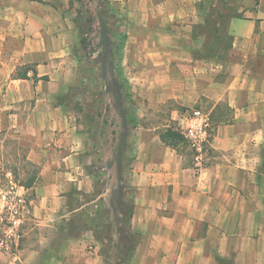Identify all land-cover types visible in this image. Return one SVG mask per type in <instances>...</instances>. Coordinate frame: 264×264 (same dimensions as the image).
<instances>
[{
    "label": "crops",
    "instance_id": "0c3cea01",
    "mask_svg": "<svg viewBox=\"0 0 264 264\" xmlns=\"http://www.w3.org/2000/svg\"><path fill=\"white\" fill-rule=\"evenodd\" d=\"M234 5L240 15L225 23L231 45L213 53L206 36L190 30L206 23L205 0H130L133 23L146 26L152 17L172 26L133 31L130 50L144 53L150 38L158 40L147 55L160 56L155 63L178 75L159 99L182 106L172 110L174 126L181 111L205 103L212 136L197 165L159 132L137 128L125 195L133 206L127 233L138 242L128 264H264V0ZM37 7L9 0L0 14V136L18 138L36 167L23 175L22 182L36 176L24 186L21 246L16 255L1 253L0 264H103L104 243L91 228L70 233L79 228L76 216L87 221L106 197L89 195L97 182L86 168L95 166L77 118L59 99L70 82L62 16L48 2L42 15ZM25 71L27 78L17 75ZM3 157L0 139L1 167Z\"/></svg>",
    "mask_w": 264,
    "mask_h": 264
},
{
    "label": "rangeland",
    "instance_id": "374dc122",
    "mask_svg": "<svg viewBox=\"0 0 264 264\" xmlns=\"http://www.w3.org/2000/svg\"><path fill=\"white\" fill-rule=\"evenodd\" d=\"M38 6L34 8L36 14L42 15L41 7L43 3H50L54 8V12L62 16L60 28L65 30V42L69 47V52L63 56L64 63L70 65L69 77L70 82L63 90L65 96L63 107L70 110L77 118L80 125V133L84 137L86 144V158L92 161L94 168L88 167L86 170L96 178V187L89 195H96L99 192L103 193L106 200H102L103 206L110 211L106 216L107 224L115 226V237L112 241H105L100 246L103 254V264H120L123 258H127L124 242L119 239L115 229L125 230L124 218L125 214L119 213L118 204L120 202V184L119 175L124 174L125 169L119 170V156L121 142V132L123 131L119 103L116 96L119 92L118 79L116 74V56L118 55L116 32L125 34V39L122 47V66L123 74L129 81V87L138 114V128H151L156 132H160L169 125H174L172 119V110L179 106L173 99L166 101H159L160 97L165 95V85L174 83L175 77L178 76L172 69H164L157 65L158 55H147V50L156 47L158 40L150 38L148 46L144 53L132 52L130 35L132 32H140L143 30L152 29L157 30L166 28L172 29V26L167 23L161 24L155 19H146L147 25L143 26L139 23H133L130 19V0H109L110 7L105 4L104 0H33ZM214 5L212 8L210 5ZM222 0H205V5L209 9L210 22H206L201 27L192 25L191 32L202 34L206 36L207 52H213L214 45L210 44L215 39L214 30L218 28L217 20L219 17L214 14L220 10ZM9 0H0V14L8 9ZM226 7L229 8L227 4ZM218 8V9H217ZM223 9L224 12L236 10ZM136 9V8H135ZM107 22L108 29L105 28L101 22ZM76 16L81 17L80 22L77 23ZM215 24V26H214ZM81 26V30L80 27ZM180 24L174 26V30L179 28ZM83 30V31H82ZM85 35L87 41L82 43L81 36ZM221 40L215 45L226 46L229 42L228 34L225 32L221 35ZM209 44V45H208ZM103 53H107L104 55ZM78 56H85V60L80 62ZM59 59V58H58ZM152 62L148 65L146 61ZM86 66L97 69L101 74L106 68V74L101 75L100 79H94L89 74ZM160 66V67H158ZM20 73V72H19ZM168 80V82H167ZM162 81V83H161ZM163 84V86H160ZM74 89V91H70ZM170 89V88H169ZM208 109L205 103L193 105ZM1 142L4 144V162L2 167L5 170L13 172L15 179L20 183L23 180L24 174H32L36 169L32 164L26 160V149L24 146L18 144V138L14 135L3 134L0 136ZM130 154H135V149H130ZM132 164H130L131 169ZM132 192H130L131 194ZM27 198L28 194L26 193ZM103 196V195H102ZM88 198V197H86ZM84 197V201H86ZM90 198V197H89ZM103 198V197H102ZM127 203V201H126ZM131 204V202H130ZM89 205H87L88 207ZM28 212L26 213L27 216ZM82 215L76 216L74 222L78 230H73L71 234H78L82 229L86 228ZM25 225V223H24ZM24 225L22 230V239L24 237ZM81 229V230H80ZM104 237L108 233L103 234ZM134 240L130 241V244ZM123 248V249H122ZM92 250V248H89ZM1 253H5L0 251ZM131 255V252H130Z\"/></svg>",
    "mask_w": 264,
    "mask_h": 264
},
{
    "label": "trees",
    "instance_id": "16d2710c",
    "mask_svg": "<svg viewBox=\"0 0 264 264\" xmlns=\"http://www.w3.org/2000/svg\"><path fill=\"white\" fill-rule=\"evenodd\" d=\"M42 1V0H40ZM106 1L105 4L109 5L110 1L109 0H104ZM235 1L236 0H222V4L219 5L220 10H217L216 14L219 17V20H217V24L219 25L218 28H215L214 30V35H215V39L213 41H211L210 44L214 45V50L213 53L215 51H218L219 48H224L225 50L231 45L232 42V36L228 35L229 38V42L226 46H221V45H215L216 42H219V40H221V35L226 30V20L229 16H233V15H240L236 10H232V11H228V12H224L223 9H227L228 7H226V5H229L228 9H234L235 8ZM210 7L214 8L215 6L212 4L210 5ZM218 9V8H217ZM209 9H208V18H207V23L210 22V18L209 17ZM102 17V14L101 16ZM81 17L76 16V21L77 23H79ZM105 31L108 29L107 27V22L105 20H101ZM215 26V24H214ZM80 30L82 29L81 26ZM83 31V30H82ZM116 36L117 39L119 40L118 44H117V49L115 52L118 51V55L116 56V62H117V66H116V74H117V79L119 81L118 83V87H119V92L116 96V100L119 103V111H120V117H121V122H122V127H123V131L121 132L120 136H121V146H120V156H119V170L122 171V169H125V172L123 174H120L118 177L120 179V181H124V187H120V202L118 204V211L121 214H125L124 218L121 219V221H124V223L127 220V223L125 225V230H121V229H115V231H117L118 233V237L119 239L121 238L122 242H124V249L125 251L128 253L127 254V258H123V260H121L120 264H128V261L131 259V256L134 252V249L137 245L138 242V238L134 233H127V227L128 224L130 223V218L133 214V206L132 203L130 204V202L127 201L126 203V192L125 189L129 188V184L126 182L128 179V174L130 172V164L133 163L134 158H135V154H130V149L132 150L133 148L135 149V140H136V130L138 128V114L136 112V108L134 105V101L132 99V95H131V91H130V87H129V81L128 79L124 76L123 74V66H122V47H123V43H124V39H125V34H121L119 32H116ZM80 41L82 43H85L87 41V38L85 35L82 34ZM209 41L206 40V45ZM209 45V44H208ZM104 55H106L107 53H103ZM78 59L80 62H83L85 60V56H78ZM88 70L89 74L91 75V77H93L95 80L96 79H100L101 75L104 76L106 74V68L104 69V72L101 71V74L98 72L97 69H93L90 66H86L85 70ZM35 75L34 78L38 79V76L36 74V71L34 70ZM19 77H23V78H27L28 74L27 72H20L17 74ZM42 78L44 79H48L47 75L42 76ZM70 91H74L71 90V88L69 89ZM60 98V102H64V98L65 96H63L62 94L59 96ZM219 119L215 120V124L218 123ZM214 124V125H215ZM159 136L161 138V140L168 146L175 148L176 150H178L180 153H186L187 155L191 156V158H193L194 155V150L192 148H190L189 143L187 141V139L185 138V136L176 129V127L174 125H169L168 127H166L165 129L161 130L159 132ZM36 175L34 174V176L28 181V182H22L21 184L24 185L25 187H29L30 185H32L33 183V179ZM110 214V211L105 208L103 206V202L101 200V203L98 205V208L96 209V213L95 215L89 216V219L87 220V223H85V225L87 226V228H91L94 232L97 238H99L101 240V242L105 243V241H112L115 237V233L114 232V228L115 226L110 224H107V218L106 216H108ZM89 224V225H88ZM108 233V236L104 237L103 234ZM134 240L133 243L130 244V241ZM122 248V249H123ZM131 252V255H130Z\"/></svg>",
    "mask_w": 264,
    "mask_h": 264
},
{
    "label": "built area",
    "instance_id": "2783aa9c",
    "mask_svg": "<svg viewBox=\"0 0 264 264\" xmlns=\"http://www.w3.org/2000/svg\"><path fill=\"white\" fill-rule=\"evenodd\" d=\"M176 129L194 150V159L200 165L209 150L212 136L210 113L199 107L181 111ZM29 209L24 185L13 172L0 166V251L16 255L21 246L22 230Z\"/></svg>",
    "mask_w": 264,
    "mask_h": 264
}]
</instances>
